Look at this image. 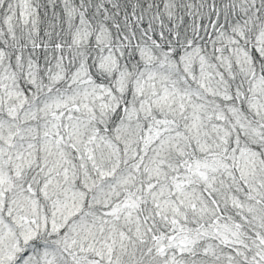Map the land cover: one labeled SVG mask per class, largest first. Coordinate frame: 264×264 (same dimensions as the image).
<instances>
[{
	"label": "snow or ice",
	"instance_id": "obj_1",
	"mask_svg": "<svg viewBox=\"0 0 264 264\" xmlns=\"http://www.w3.org/2000/svg\"><path fill=\"white\" fill-rule=\"evenodd\" d=\"M0 264H264V0H0Z\"/></svg>",
	"mask_w": 264,
	"mask_h": 264
}]
</instances>
